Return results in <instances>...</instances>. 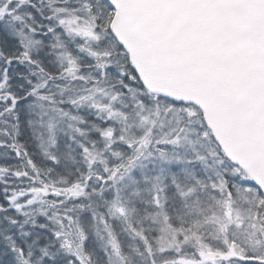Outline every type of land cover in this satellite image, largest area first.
I'll return each mask as SVG.
<instances>
[{"label": "snow or ice", "instance_id": "6c2138e0", "mask_svg": "<svg viewBox=\"0 0 264 264\" xmlns=\"http://www.w3.org/2000/svg\"><path fill=\"white\" fill-rule=\"evenodd\" d=\"M0 264H264V0H0Z\"/></svg>", "mask_w": 264, "mask_h": 264}]
</instances>
